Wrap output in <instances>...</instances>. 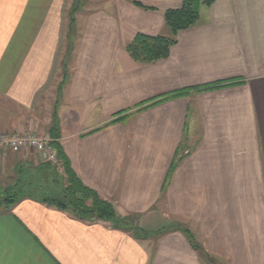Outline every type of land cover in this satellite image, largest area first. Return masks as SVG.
Here are the masks:
<instances>
[{"label":"crops","instance_id":"obj_1","mask_svg":"<svg viewBox=\"0 0 264 264\" xmlns=\"http://www.w3.org/2000/svg\"><path fill=\"white\" fill-rule=\"evenodd\" d=\"M182 1L0 0V133L55 120L76 175L140 228L24 198L0 210V264H205L184 229L264 264V0H213L166 57L133 60ZM43 161L0 154V187Z\"/></svg>","mask_w":264,"mask_h":264},{"label":"trees","instance_id":"obj_2","mask_svg":"<svg viewBox=\"0 0 264 264\" xmlns=\"http://www.w3.org/2000/svg\"><path fill=\"white\" fill-rule=\"evenodd\" d=\"M212 1L183 0L180 7L166 9L164 20L170 29L171 36L136 34L126 46L129 56L140 63H150L166 57L169 47L175 43V34L195 25L199 18L200 8L209 6ZM72 11H70L69 23L72 21ZM183 93L175 92L170 97ZM152 104L154 103L149 105ZM117 120L120 118H115L111 122ZM48 135L51 138L50 143L55 150L58 162L53 164L44 160L31 169L19 166L15 181L0 187V210H6L17 201L29 198L65 211L79 220L110 221L113 225L128 228L138 235L140 228L138 230L132 224L131 218L117 216L113 205L100 197L93 188L86 186L73 171L68 157L57 141L59 133L55 120L52 122ZM184 232L193 248L199 252L203 259L207 258V253L195 242L190 232L187 229H184Z\"/></svg>","mask_w":264,"mask_h":264},{"label":"built area","instance_id":"obj_3","mask_svg":"<svg viewBox=\"0 0 264 264\" xmlns=\"http://www.w3.org/2000/svg\"><path fill=\"white\" fill-rule=\"evenodd\" d=\"M51 138L48 134L36 135L31 132H1L0 133V154L20 153L33 150L44 156V160L53 164L58 162L55 150L51 146Z\"/></svg>","mask_w":264,"mask_h":264},{"label":"rangeland","instance_id":"obj_4","mask_svg":"<svg viewBox=\"0 0 264 264\" xmlns=\"http://www.w3.org/2000/svg\"><path fill=\"white\" fill-rule=\"evenodd\" d=\"M263 144H264V142H263ZM134 223L135 222L133 221L132 224H134ZM175 226H180V224H178V223L174 224L173 222H171V224L169 225V227H175ZM165 229H168V228L165 227ZM136 231H138V230L136 229ZM192 237L194 238V236H192ZM195 242L197 244L201 245L196 239H195ZM204 260H205V264H226V262L223 261L221 258L215 257L213 255H209L208 253H207V258H204Z\"/></svg>","mask_w":264,"mask_h":264}]
</instances>
